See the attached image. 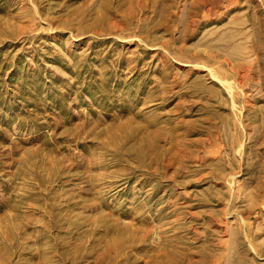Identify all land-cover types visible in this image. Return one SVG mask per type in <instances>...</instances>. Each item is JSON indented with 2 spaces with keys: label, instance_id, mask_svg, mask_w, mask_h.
<instances>
[{
  "label": "rangeland",
  "instance_id": "obj_1",
  "mask_svg": "<svg viewBox=\"0 0 264 264\" xmlns=\"http://www.w3.org/2000/svg\"><path fill=\"white\" fill-rule=\"evenodd\" d=\"M0 264H264V0H0Z\"/></svg>",
  "mask_w": 264,
  "mask_h": 264
}]
</instances>
